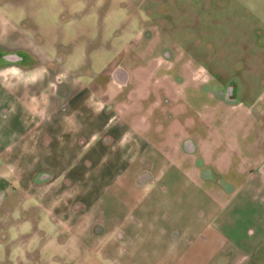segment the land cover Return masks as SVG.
Here are the masks:
<instances>
[{
  "label": "crops",
  "instance_id": "crops-1",
  "mask_svg": "<svg viewBox=\"0 0 264 264\" xmlns=\"http://www.w3.org/2000/svg\"><path fill=\"white\" fill-rule=\"evenodd\" d=\"M148 32L94 71L81 31L65 46L31 34L0 9V241L24 239L25 207L19 212L15 201L67 226L123 178L132 185L145 176L153 186L167 179L151 193L187 195L195 216L205 210L215 226L241 215V197L264 200V78L247 95L248 81L236 89L222 82L181 43L169 40L166 50L152 52ZM128 203L120 219L103 218L109 228L96 244L116 264H135L147 243L162 242L160 234L134 228L160 226L155 220L168 221L165 208L174 207ZM158 207L162 213L153 214ZM27 223L41 235L39 225ZM230 253H221L228 264L246 257L230 261Z\"/></svg>",
  "mask_w": 264,
  "mask_h": 264
},
{
  "label": "rangeland",
  "instance_id": "rangeland-1",
  "mask_svg": "<svg viewBox=\"0 0 264 264\" xmlns=\"http://www.w3.org/2000/svg\"><path fill=\"white\" fill-rule=\"evenodd\" d=\"M0 9L31 34L39 31V37L49 36L65 46L64 41L70 42V38L77 37L74 33L81 31L87 36L86 49L94 71L114 57L116 48L124 44L130 47L139 35L144 36L152 29L147 33L156 42L152 52L166 50L169 40L181 43L188 47L185 50L188 56L204 59L203 63L222 82L236 89L239 83L241 86L244 80L248 81L247 95L256 93V79L264 78V0H0ZM120 56L123 57V52ZM209 59L214 65L208 63ZM244 64L249 71H244ZM153 184L155 179L150 183L145 176L133 186L123 178L107 194H99L89 211L67 226L58 216L53 223L46 220L45 212L33 209L27 200L15 201L19 212L25 207L22 218L25 236L19 242L0 241V264H116L112 252L101 254V247H96L109 228L103 227V218L120 219L128 202L166 205V201L174 205L163 207L168 221L158 218L155 223L160 226L134 228L137 234H160L163 239L147 243L152 246H148L146 257L138 256L135 264H228L221 253L230 251V261L245 254L240 264H264V200L241 197L243 204L236 209L241 215L230 213L233 217L230 223L215 226L204 218L205 210L202 218L195 216L199 213L197 204L187 203V195L179 193L183 197L177 200L176 190L166 188L161 194L151 193V188L168 186L167 179ZM202 203L205 209L208 202L204 199ZM75 211L80 215V210ZM152 212L159 215L162 209L158 207V211ZM137 214L141 211L137 210ZM148 214L151 217V211ZM27 221L40 226L37 227L41 228L40 236ZM50 235H55L56 241L43 244ZM260 235L263 236L257 242ZM253 246L256 249L251 255Z\"/></svg>",
  "mask_w": 264,
  "mask_h": 264
}]
</instances>
